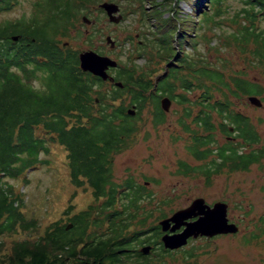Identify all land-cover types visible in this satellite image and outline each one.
<instances>
[{
  "label": "trees",
  "instance_id": "1",
  "mask_svg": "<svg viewBox=\"0 0 264 264\" xmlns=\"http://www.w3.org/2000/svg\"><path fill=\"white\" fill-rule=\"evenodd\" d=\"M92 1L95 0H36L28 19L23 16L0 23V237L38 233L35 238L25 236L11 241L7 255L0 256V264H158L176 252L163 248L159 241L157 220L166 213L155 205L146 206L153 193L130 175L120 183L115 182L111 163L112 155L131 145L137 117L146 103L151 104L153 124L157 125L164 116L158 102L162 94L188 101L186 95L175 93L178 87L183 91L192 88V80L180 72L188 69L187 56L180 57L181 48L173 46L171 39L175 36L182 44L186 28L179 29L177 23L183 26L189 23L177 17L179 0H151L157 7L167 4L176 14L172 16L173 26L167 27L171 30V48L159 52L167 60L176 54L178 60L169 62L172 66L155 81L136 72L133 63L126 68L118 64L112 68L114 80L122 83L118 87L81 70L79 51L60 43L62 37L69 36V28L79 21L78 12L88 11ZM223 1L206 0L205 10L199 0L197 11H203L204 21L211 20L221 10ZM256 2L246 0L241 16L235 14L236 19L240 17L246 24L238 22L240 29L231 33L232 37L251 39L254 21L260 17ZM15 4L16 0H0V12ZM155 13L160 16L162 11ZM263 33L262 29L257 32L261 58H264ZM11 35H18L17 40H12ZM216 69L207 72L200 68V76L195 77L201 79L198 86L205 87L202 81L205 76L228 86ZM232 84L243 91L251 89L250 84L238 77H232ZM256 90L262 91L260 85ZM198 100L197 104H202L203 99ZM131 105H135L134 115L126 112ZM184 109L187 116L189 108ZM49 143L66 151L64 164L73 187L69 199L79 189L82 193L89 190L90 195L81 208L75 210V204L69 201L58 218L44 224L23 212L24 193L21 188L15 190L8 180L27 184L29 171L49 163L41 157L49 154ZM198 154L203 157V153ZM182 163L185 168L180 169L181 173L189 172L187 163ZM168 201L161 200V204ZM152 216L154 220L148 224ZM259 221V231L252 235L255 240L264 237V215ZM68 224L71 226L66 228ZM4 241L0 238V251L4 249ZM144 243H152L148 254L138 249Z\"/></svg>",
  "mask_w": 264,
  "mask_h": 264
},
{
  "label": "rangeland",
  "instance_id": "2",
  "mask_svg": "<svg viewBox=\"0 0 264 264\" xmlns=\"http://www.w3.org/2000/svg\"><path fill=\"white\" fill-rule=\"evenodd\" d=\"M104 1L120 4L121 9L119 7L118 13L121 15L124 13L125 19L118 23L110 22L103 9L98 6ZM202 1L200 5L206 10V0ZM245 1L224 0L221 10L211 20L208 18V21H204L203 11H197L199 0H179L177 17L189 24L183 26L177 23L179 29L186 28V40L180 44L176 41L179 38L173 36L171 43L181 48L180 57L187 56L188 64H192L194 68L204 65L217 67L224 70L223 81L228 84L232 82V77L241 76L250 80L255 79L264 90V59L253 54L248 55L246 49L242 50V45H239L231 35L240 29L238 22L246 24V21L240 17L237 19L235 17L237 13L241 16V10L246 5ZM34 2L36 0H16V4L11 9L0 12V23L5 20H17L23 16L28 19L34 9ZM154 3L151 0L92 1L87 12L85 10L78 12L79 21L69 28V36L62 37L60 43L79 52L91 49L107 55L115 59L120 67L126 68L133 63L136 72H142L147 79L155 81L169 66H172L169 62L175 63L178 58L176 54L168 57L170 60L161 57L157 49L158 41L154 40L159 34L163 40L159 45L160 49L168 51L171 48L169 43L171 30L167 27L173 26L175 21L172 16L176 14L167 4L157 7ZM156 10L162 11L160 16L155 13ZM210 12L208 11L209 14ZM82 16L88 17L92 22L82 21ZM162 18H167V21ZM179 22L182 23L181 20ZM257 24L258 30L264 31V17H260ZM106 35L115 40L116 45L113 48L105 42ZM127 36H131L128 41L130 38L133 39L130 43L125 41ZM180 72L181 75L187 74V79L192 80L193 87L188 89L189 91H183L178 87L175 93L186 95L188 101L183 102L179 97L173 99L169 110L165 112L163 123L157 125L153 124L151 104H145L137 117V130L131 136V145L112 155L113 180L120 183L130 175L137 183L147 181L146 186L153 195L149 199L150 204L146 206L155 205L162 209L166 216L176 209L183 208L198 196L205 198L209 203L217 200L227 203V217L238 224V233L213 239L187 240L185 245L174 250L178 253H172L171 257L163 258L158 264H264V237L258 240L252 239V235L259 231V218L264 215V164L260 163L257 167H252L247 173L238 171L228 177L212 178L209 184L203 181L201 175L193 172L181 173L180 161L192 165L198 164L187 149L189 137L180 125L187 123L184 107H191L189 103L205 87L198 86V81L201 79L192 77V68L182 69ZM109 73L113 75L114 70L109 69ZM205 78L210 80L209 77L205 76ZM202 81L204 82L205 79ZM108 86L111 88L110 85ZM205 86L212 97L223 99L220 91L224 92L226 86L212 80ZM128 102L129 97L126 96L124 104L127 105ZM193 108L196 110L195 104ZM257 113L259 129L264 130V110H257ZM41 157L48 159L49 163L29 171L27 184L21 185L18 180L12 179L8 181L13 183L15 190L21 188L24 193L23 212L27 216L37 217L45 224L46 220L58 218L59 212L69 201L75 204V210L81 208L90 193L89 190L82 193L79 189L76 191V196L72 197V200L69 199L73 187L68 180L64 164L66 151L62 146L49 143V154ZM161 200L168 202L162 205ZM54 212L56 214H53ZM153 220L154 216L150 217L148 224ZM27 234L1 236L0 238H4L5 241L0 256L7 255L11 241L25 236L35 238L38 235V233ZM246 240H249V243H246ZM187 252L193 255L188 256Z\"/></svg>",
  "mask_w": 264,
  "mask_h": 264
},
{
  "label": "flooded vegetation",
  "instance_id": "3",
  "mask_svg": "<svg viewBox=\"0 0 264 264\" xmlns=\"http://www.w3.org/2000/svg\"><path fill=\"white\" fill-rule=\"evenodd\" d=\"M118 5L120 7V4ZM255 6L256 8L260 7L258 9L259 10L258 15L260 17H264V0H257ZM103 12L106 14L104 10ZM260 17L256 18V20L254 21L255 25L251 29L253 30L252 33L254 34L252 35L251 39H249L248 41L246 40L242 41L243 39L239 36H236V38L235 36H233V38L237 43H239V45H242L243 48L242 50H244V48L246 49L248 55L252 56L253 54L255 57L259 56L260 59H264L261 58L262 55L258 51L260 50L259 47L261 45L259 42V37L257 36V32L261 31V29L258 30L259 25L257 24L258 21H260ZM107 19L109 20L108 16ZM124 19L125 16L124 13H122L120 20L123 21ZM162 19H165L167 21V18H162ZM109 21L112 23L119 22V21L113 22L111 20ZM91 22L92 21H88V23ZM263 34L262 37H264ZM107 36L109 35L105 36V42L109 45L110 48H113L116 45V43L114 44V46H111L110 43L106 41ZM129 37L131 36L125 37L126 43H130L133 40L132 38H130V41H128ZM154 40L158 41L157 49H160L159 45L163 43V40H161L160 35L159 34L156 35ZM138 41L141 42V40ZM262 54L264 56V51ZM191 65L192 64H189L188 69L190 70L192 68V77L200 76V73H198L200 68L205 69L207 72H209L211 69V67H207L205 65L197 68H194ZM109 69H108V73H109ZM216 70H218L219 73H221L222 75L224 74V70L222 69L220 70L219 68H217ZM111 76L114 78V75ZM238 78L245 80L248 84L251 85V89L253 90L249 89L243 91L242 89L241 90L237 89L236 86L233 85L232 82H230V84L226 86L227 88H225L224 92L220 91V93L223 95V99L219 100L218 97H212L209 94L208 88L205 86V88L201 89V93L197 97L193 98L192 101L189 103L192 106L188 107L189 108V110H187L188 115L185 116L187 117V123L180 124L183 130H185V126L187 127L186 129L187 131L185 130L189 137V144L187 145V149L192 159L198 161V164L195 165L187 163L189 172H193L194 174L201 175L203 181L206 184H209L212 178L221 177V176L228 177L238 171L247 173L252 167H257L260 163L264 164V130L259 129L258 113H257V110H264V90H262L260 93L256 92L257 91L256 88H258L259 84L255 79L250 80L247 78H242L241 76H239ZM203 79H205L204 83L206 84H208V81H211L208 78L207 79L202 78V80ZM165 96L169 97L171 99V102L173 100L167 94H162L158 98L159 107L161 111L164 113V116H165V112L167 111L162 110L160 106V99ZM249 96L258 97L261 101V105H255L254 103H252L249 100ZM200 97L203 99L202 104H197L199 102L198 99H200ZM225 97L227 98L225 99ZM194 104L196 106V110H193ZM164 116H163V121H164ZM161 123L163 122H160L158 124ZM197 152L203 153V157H200ZM182 162L184 161L179 162L180 169L185 168ZM147 183L148 182L145 181L143 184L146 185ZM195 198H193L190 201V203ZM203 199L204 202L209 206H212L215 202L218 201L224 202L222 200H217L209 203L208 201H206L205 198ZM190 203L184 207H187L188 205H190ZM171 214L164 217H160L157 220V224L160 219L169 217ZM198 217L199 215H194L188 218L186 221L192 222L195 221ZM228 221L234 222L229 217H228ZM234 223L238 226L236 222ZM183 228L184 226H181L175 232H179ZM238 231H239V227H238ZM238 231L236 233H238ZM159 232H160L159 241L161 242V236L163 235L164 232L161 231L160 226H159ZM227 234H234V233H227ZM227 234H216L213 236L198 235L196 237L188 238V241L198 238L213 239ZM143 245H150L152 249V243H144L139 246V249ZM161 246L163 247L162 242H161ZM169 250H177V249H169Z\"/></svg>",
  "mask_w": 264,
  "mask_h": 264
},
{
  "label": "water",
  "instance_id": "4",
  "mask_svg": "<svg viewBox=\"0 0 264 264\" xmlns=\"http://www.w3.org/2000/svg\"><path fill=\"white\" fill-rule=\"evenodd\" d=\"M102 8L109 20L118 22L121 18L119 6L111 1H104L98 4ZM82 21L88 23L89 18L82 16ZM18 35H11L12 40H17ZM106 41L114 46L115 41L110 37H106ZM79 67L83 71H87L94 76H98L103 81L109 80L115 86L122 87L120 81H114V78L108 73L109 68H115L118 62L103 54L88 49L78 52ZM98 99L96 98L95 101ZM249 100L255 105H261V101L256 96H249ZM171 99L167 96L160 99L162 110L168 111L170 108ZM127 114H135V106L132 105L126 109ZM194 215H199L195 221H186ZM158 225L163 233L161 242L165 249H177L187 243L188 238L198 235L213 236L216 234L235 233L238 231V226L234 222H229L227 217V203L215 202L212 206L207 205L201 197L195 198L187 207L174 211L169 217L162 218L158 221ZM68 224L66 228H69ZM181 226L184 228L175 232ZM151 249L150 245L140 247V252L147 254Z\"/></svg>",
  "mask_w": 264,
  "mask_h": 264
}]
</instances>
